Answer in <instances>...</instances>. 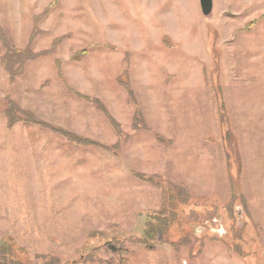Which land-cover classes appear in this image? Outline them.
Listing matches in <instances>:
<instances>
[{
    "label": "rangeland",
    "instance_id": "obj_1",
    "mask_svg": "<svg viewBox=\"0 0 264 264\" xmlns=\"http://www.w3.org/2000/svg\"><path fill=\"white\" fill-rule=\"evenodd\" d=\"M0 264H264V0H0Z\"/></svg>",
    "mask_w": 264,
    "mask_h": 264
},
{
    "label": "water",
    "instance_id": "obj_2",
    "mask_svg": "<svg viewBox=\"0 0 264 264\" xmlns=\"http://www.w3.org/2000/svg\"><path fill=\"white\" fill-rule=\"evenodd\" d=\"M201 9L205 16L212 13L214 7V0H200Z\"/></svg>",
    "mask_w": 264,
    "mask_h": 264
}]
</instances>
